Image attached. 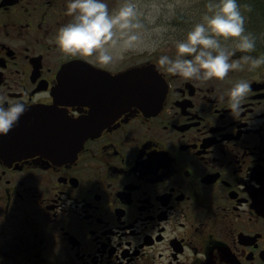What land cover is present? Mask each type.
<instances>
[{
  "label": "flooded vegetation",
  "instance_id": "1",
  "mask_svg": "<svg viewBox=\"0 0 264 264\" xmlns=\"http://www.w3.org/2000/svg\"><path fill=\"white\" fill-rule=\"evenodd\" d=\"M69 2L0 0V106L26 105L11 130L23 139L73 131L52 127L49 111L91 109L55 95L64 66L137 64L62 55L55 37L72 19ZM241 55H264V40ZM162 56L175 59L176 46L146 61L167 82L161 108L122 112L75 157L26 138L18 153L0 143V264H264V66L189 81L161 67ZM241 80L250 91L233 116L228 93Z\"/></svg>",
  "mask_w": 264,
  "mask_h": 264
},
{
  "label": "clouds",
  "instance_id": "2",
  "mask_svg": "<svg viewBox=\"0 0 264 264\" xmlns=\"http://www.w3.org/2000/svg\"><path fill=\"white\" fill-rule=\"evenodd\" d=\"M243 7L252 11L250 5ZM66 15L72 19L55 37L59 52L64 56L95 57L101 65L113 62L112 50L117 46L132 50L143 27L133 0H123L114 12L103 0H70ZM229 41L242 53L255 51L256 39L246 32L245 16L237 0H208L201 22L188 31L184 40L176 42L175 59L162 56L158 63L174 76L201 82L222 81L230 71L243 70V64H249V71L264 66V55H245L241 61L229 62L234 55L224 46ZM249 91L250 84L244 80L230 89L229 110L233 116ZM26 111L23 102L9 103L7 108L0 106V134L7 135Z\"/></svg>",
  "mask_w": 264,
  "mask_h": 264
},
{
  "label": "water",
  "instance_id": "3",
  "mask_svg": "<svg viewBox=\"0 0 264 264\" xmlns=\"http://www.w3.org/2000/svg\"><path fill=\"white\" fill-rule=\"evenodd\" d=\"M55 89L63 99L72 95L79 104L91 106L88 114L79 117L52 116L53 127L57 123V127L65 126L74 131H49L50 150L75 155L86 138L98 134L133 105L145 113L156 112L165 98L167 86L155 63L140 64L116 74L76 63L63 68ZM18 127L19 122L13 126ZM4 136L9 138L13 149L18 150L22 142L21 131H10Z\"/></svg>",
  "mask_w": 264,
  "mask_h": 264
},
{
  "label": "rangeland",
  "instance_id": "4",
  "mask_svg": "<svg viewBox=\"0 0 264 264\" xmlns=\"http://www.w3.org/2000/svg\"><path fill=\"white\" fill-rule=\"evenodd\" d=\"M208 0H136L138 18L143 24L139 30L140 39L137 41L132 50L124 51L117 46L112 50L115 57L120 56L126 58L128 63L146 62L152 57L158 56L161 53L167 52L176 46L177 41H182L186 38L188 31L192 27L201 22V17L205 12V5ZM122 1L111 0L108 3L110 12L116 11ZM241 6V12L245 16L246 32L251 33L257 42L264 40V32L248 31V17L253 22L260 21L263 23V18L259 11L264 0H237ZM250 5L252 12L247 11L243 6ZM230 51L235 50V45L229 41L224 44ZM237 58H230L229 62L241 61V52H236ZM131 55V57H130ZM243 70H236L241 73L246 72V65H242ZM243 76V75H242Z\"/></svg>",
  "mask_w": 264,
  "mask_h": 264
},
{
  "label": "trees",
  "instance_id": "5",
  "mask_svg": "<svg viewBox=\"0 0 264 264\" xmlns=\"http://www.w3.org/2000/svg\"><path fill=\"white\" fill-rule=\"evenodd\" d=\"M259 11L263 18V23H261L260 21H256V22L251 21L250 14L246 12L248 20H249L248 21V24H249L248 31L255 32V33L264 32V4H262L261 8L259 7Z\"/></svg>",
  "mask_w": 264,
  "mask_h": 264
}]
</instances>
